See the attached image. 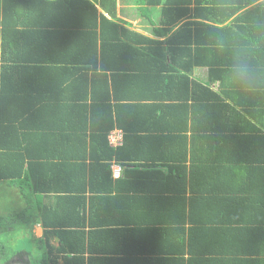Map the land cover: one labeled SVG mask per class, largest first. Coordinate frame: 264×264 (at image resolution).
<instances>
[{"label": "trees", "instance_id": "trees-1", "mask_svg": "<svg viewBox=\"0 0 264 264\" xmlns=\"http://www.w3.org/2000/svg\"><path fill=\"white\" fill-rule=\"evenodd\" d=\"M135 2L150 25L154 22L149 8L160 6L161 28L152 32L154 37H166L170 32L164 42L118 25L114 20L116 0H0V184L17 188L22 204L11 213H0V229H28L31 224L30 231L35 222L42 229L41 238L30 235L40 246L31 245L24 237L3 264H113L124 258L125 264H175V257H156L183 255L186 224L190 244L202 237L215 240L216 234L227 237L223 225L229 223L235 224L237 240L264 248V83L256 85L258 101L247 112L249 119L236 112L242 127L234 133L222 115L218 118L220 104L208 100L212 96L209 86L192 83L185 75L177 77L176 61L166 64L165 54L175 59L183 39L190 47L197 38L195 56L188 50L192 63L198 64V57L204 55V59L217 57L212 59L216 66L225 56L236 58L238 49L239 55L244 53L243 41L254 42L256 33L243 35L240 30L236 43L226 41L233 26H217L226 20L213 18L217 11L213 0H187L184 7L174 0ZM18 4L22 11L10 25V10ZM95 4L111 20L98 13ZM258 8L243 11L234 24L241 25L244 17L256 14ZM185 15L196 20L177 26ZM200 18L207 23H201ZM10 26L14 28L9 33L6 28L12 29ZM249 26L254 30L261 27L264 34V20ZM71 44L92 50L84 51L94 60L86 67L95 71L97 61H101L100 68L112 87L116 86V76L133 82L127 87L128 95L121 94L119 87L115 94L108 79L104 96L98 95L101 90H92L86 62L55 56L61 48H72ZM258 44L252 57L259 64L264 57V35ZM42 69L52 70L55 77L42 79ZM58 71L63 72L61 78ZM232 71L212 70L211 76ZM77 72L80 75L73 77ZM183 79L185 82H180ZM73 83L79 88L84 83L85 95L57 99L56 87L76 92L78 87ZM202 93L211 96L204 99L199 97ZM119 96L127 101L119 106L136 114L132 112L126 122L114 120L113 107L119 101L112 106L109 100ZM87 98L93 105H85ZM83 103L84 107H74ZM219 107L228 109L227 117L231 116L233 108L226 104ZM80 108H84L81 113ZM161 117L183 125L172 144L175 152L167 151L166 143H159L155 136V118ZM138 119L144 122L145 131L137 128ZM115 127L122 131L121 141L111 146L107 137ZM207 142L210 151L206 153ZM113 163L123 170L116 179ZM137 206L145 213L161 214L162 220L146 214L148 221L136 226ZM193 229L208 233L197 237L191 233ZM164 231L170 232L180 248H161L160 243L167 241L159 237ZM53 237L58 238V244L52 242ZM152 243L159 249L153 251L156 256L137 258L147 252H138L139 244ZM250 252L264 254L260 249ZM260 260L254 258L248 264H264V259ZM229 263L236 264L235 260Z\"/></svg>", "mask_w": 264, "mask_h": 264}, {"label": "crops", "instance_id": "crops-1", "mask_svg": "<svg viewBox=\"0 0 264 264\" xmlns=\"http://www.w3.org/2000/svg\"><path fill=\"white\" fill-rule=\"evenodd\" d=\"M216 4V8L217 11L214 14L213 18L216 19H223L226 20L225 23H219L217 26H223L222 24H231L233 27L229 33V43L230 42H235L236 40L239 39V33L240 30L243 31V35L249 33V32H255L257 35V38L254 37H250L248 39H256L254 42L250 41V40H244L243 41V50L244 53H242L241 55H239V49L237 52V56L236 58H232V57H226L221 61V64H217L216 66H213L212 64V59L216 60L217 57H212L210 59H204V55L198 57V64H195L196 61H194L192 63V60L189 58V53L188 50L191 49L192 50V54L197 53L196 50V39H194L193 43L190 45V47L188 46L187 42H184V39L182 40V43H180L179 51H175V59H170V55L165 51L166 54V64H170L173 60L176 61V65H174L177 70H178V76L180 75H185L187 76V78L190 79V81L192 83H199L200 85H204V86H209V90L212 92V96L208 93H202L199 97H203L204 99H208V97L211 96L210 99V103L211 104H220L221 105H229L231 108H233V111L231 112V116L227 117V113H228V109L224 108V107H217L218 109V118L220 117V115H222L225 119V121L227 123H229V125L231 124V128L233 130L234 133H239V131H241V123L240 120L237 118L236 116V112L240 113L241 115L245 116L246 119L248 118V113L247 112H251L252 109L255 107V102L258 101L256 92L258 91L256 88V85L259 83H264V81L262 80V77L264 76V57L261 60V63H257L258 60L254 59L252 57V51L254 48H256L259 44L258 42L263 40V31L261 30V27H258L256 30H254L252 28V25L258 21H263L260 20L261 18L264 17V0H250L251 2L247 4V1L249 0H213ZM263 1V2H262ZM174 2H176L179 6H186L187 4V0H174ZM228 5V6H225ZM223 5V6H222ZM244 6L242 7L240 10H237V8L239 6ZM16 5V7L12 10H10V19H9V24L12 25L13 20H15L19 14L21 13L22 9L21 6ZM97 11L98 13L103 14L107 19L111 20L109 15L107 13H105L103 10H101V8L98 7V5H96ZM256 7H259L257 10H255L256 14H253V12H251L248 16L244 17L246 19V21H244V23H241V25H236L234 24L235 19L239 18V16H241L243 13V11L245 10H249L250 8H252V10ZM155 7V11L152 10L151 11V21L154 22V24L150 25L148 18L146 17L145 13L140 12L139 6L138 4L135 2V0H116V8H115V18L114 20L117 22L118 25L126 28L127 30H131L134 33L137 34H141L144 36H148L150 38H153L155 40H160L163 41L167 38V36L170 35V32L167 34L166 37H160V36H156L154 37L153 35V28L155 29H159L161 28L160 26V17L158 15V11L160 10L159 5H154ZM152 8V7H151ZM220 9V11H219ZM201 14H203V12H201ZM196 19H189V17H187V15H185V18L182 19V21L177 25L180 26L182 23L187 22V21H194ZM200 22L203 23H207V21H205L206 19H201L200 18ZM142 21H144L145 23H143ZM243 25V26H242ZM19 26V25H18ZM141 26L144 27V30H142ZM242 26V29H240V27ZM12 29H8V27L6 28V30L10 33L13 31L12 26H10ZM18 28V27H17ZM16 28V29H17ZM176 29V26L174 28V30ZM20 30V29H19ZM152 32V34H151ZM10 35H7V37H9ZM227 37V35L225 36V38ZM132 40H135L134 38ZM245 41H246V45H245ZM164 42V41H163ZM228 43V44H229ZM238 43V42H237ZM253 43V44H252ZM69 49L63 50L61 48V52L55 54L56 57H59L60 59L63 58V61H72V60H77V61H83L86 62L87 65H85V70L88 74V78L90 80V78L92 79V82H89V84L91 83V85H93L92 90L95 89V91L97 90H101L99 92L98 95H105L104 90V82L106 79L109 80V77H104V73L105 71L101 70L100 65L102 64L101 61H97L96 63V70L95 71H89L88 68L86 66H88V64L92 61V63H94L93 60V55L90 54H86L84 51H92V50H84L86 47L84 46H74L73 44L70 45ZM165 47V46H164ZM143 48V46H142ZM166 50V49H165ZM183 50V51H182ZM92 55V56H91ZM195 56V54H194ZM192 56V57H194ZM73 62V61H72ZM112 61H105V64H112ZM100 64V65H99ZM69 67H74L76 65H68ZM243 68H247L244 69ZM233 70L230 74L229 73H223L220 75V77H215V75H217V73H215V75L211 76V71L212 70ZM52 70L49 71H44L43 69L40 70V75L41 78L44 80H48V78H54L55 77V72H51ZM53 71H57V70H53ZM215 72V71H214ZM239 72H246V75L242 76L241 73ZM58 77L61 78V76L63 75L61 71H58ZM70 73H75L74 70H70ZM96 74H98L96 76ZM51 75V76H50ZM80 75L79 72H77V75L74 74V76H78ZM101 75V76H100ZM108 75V73H107ZM119 76H116L114 78V81L116 82V86L113 85L112 87V83L109 80V86L111 87V89L114 91L115 94H117V91H115V89H117V87H119L124 95H128V90L127 87L129 85H131L133 82H127V78L125 77H121L118 78ZM176 77V78H177ZM180 82H185V80H181ZM55 85V84H54ZM75 83L72 84V86L75 87ZM89 86V90L90 87ZM246 86V87H245ZM251 86V87H250ZM77 90L78 91H74V89L72 88L71 92L69 91L68 88L62 86V87H56V90L54 92H57V95H59L57 97V99H60L62 96H69L67 98L68 99H74L76 97H81L85 95V91H84V83L82 84L81 88H79L78 85H76ZM111 90V92H112ZM188 91V90H187ZM120 94V95H121ZM138 92L136 90V96H137ZM204 94V95H203ZM89 95H90V91H89ZM112 95V94H111ZM120 97V96H119ZM207 97V98H206ZM200 98V99H201ZM90 99V96H89ZM87 98V101L83 103L82 105L76 104L74 105V107H78V106H83L88 105L90 106L92 103L91 101ZM125 99L124 96L120 97V98H116V99H111L110 98V102L112 106H115V104L118 102V104L113 107V114H114V120L121 122H126L127 119H130V117L132 116V112L133 115H136L134 111H131V113L128 114V112H125L123 106L120 107L119 105H123L122 102H124L125 104H127L126 100H122ZM203 99V100H204ZM206 102V100H204ZM83 101L79 102L82 103ZM129 102V101H128ZM191 101H189L190 103ZM194 102V101H193ZM96 103V102H95ZM96 104H99L98 102ZM131 104V103H130ZM93 105V104H92ZM88 108V107H87ZM92 107H89V109ZM84 108H80V113ZM79 110V109H78ZM77 110V111H78ZM89 111V110H88ZM99 114V112L97 113ZM103 117H106V115L104 113H102ZM167 117V116H166ZM237 119H238V124H237ZM136 123L138 124L137 128L140 129H144V122L140 121V119L136 120ZM155 136L157 137V139L159 140V143H161L162 141L164 143H166L168 149L167 151H172L175 152V147L172 145L176 142V137L178 136V134L181 133L183 125L181 124H175L171 119L169 118H165V117H161V118H155ZM170 124V125H167ZM77 128V125H76ZM136 128V127H135ZM149 128H153L152 126H150ZM190 128V125H189ZM113 131H117L118 133H114ZM122 131L119 128H114L113 130H111L108 134V142H109V138L110 136H115L121 139L122 136ZM121 141V140H120ZM16 144V143H14ZM209 142H207V147H205L204 152H209L210 149L208 148L209 146ZM110 145V144H109ZM256 161L259 160V158H255ZM262 165H264V163H262ZM119 168V169H117ZM112 169V173H113V177L114 179L118 178L121 173H122V169L119 165L113 163L111 166ZM117 170H119V173L116 174ZM255 180H259L260 178H254ZM257 190V189H255ZM17 191V190H16ZM15 191V192H16ZM14 192V193H15ZM17 194V193H16ZM124 195H126L125 193H123ZM123 198H125L124 196H122ZM255 198V196L253 197ZM257 198V197H256ZM19 204H21V201L19 200L18 202ZM140 204H143V202H141ZM197 205V204H196ZM195 205V206H196ZM194 206V207H195ZM254 207L255 204L253 205ZM123 209L126 208V206L124 205L122 207ZM137 211L136 214L134 215V221L136 222L135 225L136 226H143L144 225V221H148L145 219L146 214H155V219L156 220H162V216H160L161 214L157 213V212H147L145 213L144 210L142 209V207L137 206ZM191 209V208H190ZM155 220V221H156ZM229 223H225L223 226H226V230L224 232H226L227 237L223 236L222 234H216V239L214 240L212 238V236H210V238H200L198 241H194L193 243L190 244V240H189V236H188V228H189V224L185 225V229H186V248L183 252V255H176L174 253H167V254H158L159 257H156L160 260H168V259H172V258H176L173 261H175V264H230L229 261L231 260H235L236 264H248L249 260H253L254 258L257 259H264V254L262 253H251L250 250H257L260 249L262 251H264V248H261L257 245H248L249 243H247L246 241L240 242L239 240H237V232H233V228L235 227V224L231 225ZM166 226L167 228H170V225H163ZM191 227V226H190ZM11 229H8V231ZM194 232L191 233H196L197 237L200 236V234L202 233H208V232H202L200 229H193ZM171 231V230H170ZM138 235H142V232H137ZM168 232H160V238H163L164 242H161V248H163V250H176L177 247L175 241L173 240V236H169ZM30 235L34 238V239H39L42 236V229L40 227V224L38 222H35L34 225L31 228L30 231ZM218 236V237H217ZM54 238L57 237H53L52 238V242H54ZM196 237H194L193 239H195ZM59 243V241H58ZM180 248V247H179ZM188 249H190L191 251H195L194 253H190L189 251H187ZM138 252L139 251H147L144 253H141V255H137V258H146L147 256H156L155 253L153 255V251H158V247L156 243H152V244H147L145 246L142 244H139L138 248H137ZM152 253V255L150 254ZM135 256V255H134ZM179 256V257H178ZM258 256V257H255ZM124 258V257H123ZM233 258V259H231ZM181 259H183V262L181 261ZM127 260V259H126ZM215 260H219V262H215ZM260 260V261H261ZM147 261V260H146ZM210 261H212L210 263ZM148 264H150L149 261H147ZM113 264H125V258L123 260V262H118V260H115V262ZM137 264V263H136Z\"/></svg>", "mask_w": 264, "mask_h": 264}, {"label": "rangeland", "instance_id": "rangeland-1", "mask_svg": "<svg viewBox=\"0 0 264 264\" xmlns=\"http://www.w3.org/2000/svg\"><path fill=\"white\" fill-rule=\"evenodd\" d=\"M152 10L155 11V7L149 8L150 12ZM142 22L145 23L144 21ZM141 28L142 30H144L143 26H141ZM19 200H20V197H19V192L17 188H13V187L7 188L4 185L0 184V213L1 214L4 215L6 213H11L14 210H18L20 206H22V204L18 203ZM30 227H31V224L30 226H28V229L25 227H21V226H16V227L12 226L11 230L9 231H7L6 229L5 231H3L2 229H0V246H4V250H0V264L4 263L2 261L6 259L7 255L10 254L12 250H14L18 242L24 239V237H26L30 241L31 245L40 246L34 239L31 238L30 236L31 230L29 231ZM15 229L16 231L13 232V230ZM8 232H10L11 234H8ZM6 233L8 235H6ZM13 259L15 260L16 258L13 257Z\"/></svg>", "mask_w": 264, "mask_h": 264}, {"label": "built area", "instance_id": "built-area-1", "mask_svg": "<svg viewBox=\"0 0 264 264\" xmlns=\"http://www.w3.org/2000/svg\"><path fill=\"white\" fill-rule=\"evenodd\" d=\"M120 143V138H118V137H115V136H110V138H109V144L111 145V146H117L118 144Z\"/></svg>", "mask_w": 264, "mask_h": 264}, {"label": "clouds", "instance_id": "clouds-1", "mask_svg": "<svg viewBox=\"0 0 264 264\" xmlns=\"http://www.w3.org/2000/svg\"><path fill=\"white\" fill-rule=\"evenodd\" d=\"M151 34H152V32H151ZM114 133H118L117 131H113ZM117 169H119V168H117ZM119 173V170H117V172H116V174H118Z\"/></svg>", "mask_w": 264, "mask_h": 264}, {"label": "water", "instance_id": "water-1", "mask_svg": "<svg viewBox=\"0 0 264 264\" xmlns=\"http://www.w3.org/2000/svg\"><path fill=\"white\" fill-rule=\"evenodd\" d=\"M58 241H59L58 238H54V242H57V244H58Z\"/></svg>", "mask_w": 264, "mask_h": 264}]
</instances>
